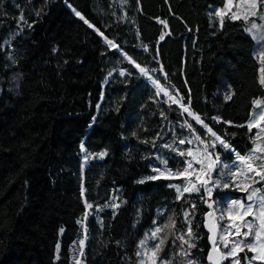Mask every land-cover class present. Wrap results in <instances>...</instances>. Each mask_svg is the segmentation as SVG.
Here are the masks:
<instances>
[{"label": "trees", "instance_id": "1", "mask_svg": "<svg viewBox=\"0 0 264 264\" xmlns=\"http://www.w3.org/2000/svg\"><path fill=\"white\" fill-rule=\"evenodd\" d=\"M223 2L0 0V264H69L82 217L79 264H151L150 254L136 253L157 226L168 239L156 264H207L203 189L178 200L169 187L176 178L148 177L159 176V158L183 167L173 150L188 146L180 139L212 138L170 97H182L229 142L234 152L215 149L223 162L254 144L257 129L246 125L259 110L254 101L264 99L262 65L242 19L225 14L221 26L215 12ZM95 152L106 155L81 157ZM235 188L213 189L216 224L218 204ZM111 189L115 210H97ZM185 211L196 245L183 246L189 257L174 238L187 231Z\"/></svg>", "mask_w": 264, "mask_h": 264}, {"label": "snow or ice", "instance_id": "2", "mask_svg": "<svg viewBox=\"0 0 264 264\" xmlns=\"http://www.w3.org/2000/svg\"><path fill=\"white\" fill-rule=\"evenodd\" d=\"M126 2V0H125ZM242 3L248 5L247 13L243 16L237 15L235 12L232 13V19H244L246 22H248L249 26L245 29L248 33L253 34V38L256 39L261 45H264V12H258V6L264 5V0H241ZM232 4L233 0H227L226 8L228 11L232 10ZM75 15L80 17V19L84 20L86 24H88L89 27H94L92 24H90L79 11H76ZM224 9L217 10L215 12V15L220 17V24L223 25V17L225 15ZM256 17V20L261 21L262 23H257L256 21H250L249 17ZM23 19V17H21ZM163 23V22H162ZM96 31H99V29H96ZM103 35V33H101ZM160 39H164L163 36L160 37ZM105 41L109 46L112 47H118L114 44L112 40L107 39L105 37ZM258 58L261 63L260 68V84L264 85V47L261 48ZM128 59L131 61V57H128ZM134 63V61H133ZM136 67L139 68V65H136ZM141 73L143 75H147V72L141 68ZM121 75H124L123 72L120 73ZM154 84L159 85V81H153ZM160 90H163L162 88ZM159 94V92H158ZM165 95H169L165 91ZM173 99L174 103H179L180 107L183 109L184 112H187L188 115L192 116L193 119L196 121V123L200 124L207 130L208 133H210L211 137L213 138L211 141H208L205 138H201L199 135H196L194 139L199 143V145H202V147H198L195 149V151L191 148L185 150L180 149H173L174 151H177L180 156H187L192 157L193 159L185 160L184 163L186 164V167L183 168L181 171H177L173 173V170L170 168H167V161H162V163L165 165L164 170L162 171L160 168H155L153 171L158 172L159 176H152L148 177V179H158L161 176H163L165 179L170 178L171 175L184 177L187 180V183L185 186L181 189L179 186L176 185H169V187H175L176 191L178 193L177 199L179 200L183 193H191L193 191L200 192L201 189H203L204 193L206 194L208 200H211L213 195V189L223 188V189H229L233 184L236 185V187L240 188V185L236 183L238 173H240V169L236 167L235 165L230 166L227 163H224L221 160V156L218 152L215 151L217 148V145L219 147L223 148L225 151L234 152V149H232L229 142L225 139H223L220 135H218L216 132H214L207 124L204 123L203 119L198 115L190 111L188 105H185L181 103V100L183 99L180 97L177 99L176 97H170ZM226 99H231V96L226 97ZM191 101L189 99L188 104H190ZM254 105L261 108V111L258 113L254 112L252 118L247 123V128L249 132L252 131L253 128L257 129V132L255 134V138L253 140L254 147L252 149V153H264V144H257L256 139L264 140V137L260 135L261 132H264V101L256 100L254 101ZM99 107V105H97ZM214 120L217 122H220L219 117H213ZM231 123V122H226ZM185 125L191 130L192 126L185 121ZM135 135V133H133ZM146 142V141H145ZM180 144L185 143H193L192 140H185L180 139ZM81 150L86 151L84 149L83 143L81 144ZM164 147L171 148V145H164ZM106 153H100V156H104ZM236 160L240 162L241 165H245L247 172L244 174V179L250 180L253 179V176L260 177V180L257 181V183L264 182V172L259 171L256 167L253 166L252 163H249V161L252 159V155H240V153H235ZM199 157V158H197ZM199 165V168H194L193 163ZM191 170V171H190ZM166 173L168 175H166ZM195 175V180L193 181V174ZM213 173L216 174V178H213ZM139 183H144L143 180L139 181ZM241 191H248L247 187L240 188ZM255 197V199H254ZM248 202H242L239 200H231L227 204V212L229 215V218L231 219V216L235 210V207L238 205L241 211L237 213L239 218L241 220H244L245 217H252V220L245 221V225L247 227L246 231L241 232L240 227H236L235 225H232V227H235V232H225V236L229 235H236L242 237V239H237L231 241V247L229 248V242L225 241L223 243V248L227 249V251L221 250V248L218 246L217 241L213 239L212 237H209L210 240H212L213 244V252H216L217 258L216 260H213V254L212 252L209 253L208 259L209 261H212L213 264H219V261L221 260H228L229 258H235L238 255L239 252H244L245 249L252 252L253 255L248 259V264H252L253 261H261L264 262V191L257 188L254 189L252 193L249 194L247 198ZM207 202V201H206ZM87 208H92L91 204H87L85 202ZM210 208L213 206L211 203L208 205ZM193 208H195V205H192ZM256 208L258 210V215L254 213L253 209ZM190 213L188 211L184 212V218L185 222L187 224V231L184 234L176 235L174 238L176 240H179L181 251L178 253L181 256L189 257L190 252L187 250H184L183 246L187 245L188 249L194 248L196 245L193 241L194 235L192 232L191 227V220L189 219ZM169 222L172 226V229L174 230L175 227V221L172 217H169ZM259 221V224L256 225L255 221ZM155 223V222H154ZM164 228L169 227L168 224H165L163 226ZM63 232V229L60 230ZM211 231V229H210ZM163 232V228L161 226H157L154 228V230L151 232V235L148 236L146 234V237L144 240H141L139 242L138 247L142 251H138L136 253L137 257H141L142 255L144 257H148L149 254L151 255V264H156V258L157 254L162 250L161 246L165 244L168 237L166 235H161ZM187 237V238H186ZM252 237L251 240L248 238ZM87 237H85L86 239ZM156 240L157 243L154 244L153 247L148 248L146 241L147 240ZM221 240L224 239V237L220 238ZM81 248H83L85 240H81L80 242ZM59 244H57V251H59ZM81 255H83V252H81ZM79 264V262H77ZM140 264H144V260L142 259L140 261ZM160 264H171V261L169 260H161ZM187 264H195V262L192 259L187 260ZM231 264H241L240 259L236 258L233 259Z\"/></svg>", "mask_w": 264, "mask_h": 264}, {"label": "rangeland", "instance_id": "3", "mask_svg": "<svg viewBox=\"0 0 264 264\" xmlns=\"http://www.w3.org/2000/svg\"><path fill=\"white\" fill-rule=\"evenodd\" d=\"M226 3H227V0H224L223 5L221 7H219V8H217L216 11L224 9L225 13L229 17H232V13L233 12H235L237 15H241V16H243V15H245L247 13L248 5L242 3L241 0H233L232 10L231 11H228V9L226 8ZM257 11L258 12H264V5H259ZM242 20L244 22V27L246 29L249 26V24L244 19H242ZM249 20L250 21H256L257 23H262L261 21L256 20V17H251L250 16ZM250 35H251V37L253 39V49H252L253 56L256 57L257 60L259 61L258 54H259L261 48L264 47V45H261L256 39H254L253 38V34H250ZM258 100L264 101L263 98H260ZM185 105H187V104H185ZM258 109L259 110L257 112L255 110L252 111L250 119L252 118L254 112L258 113L259 111H261L260 107ZM212 139L213 138H211V140ZM186 140H192V139L191 138H187ZM192 141H193V143H191V144L186 143V144H188V146L184 149L185 151L187 149H189V148H191V149H193L195 151V149H197L198 147H202V145H199V143L196 140H192ZM253 147H254V144L250 147V149L247 152H245L244 154H240V155H249V154H251L252 155V159L249 161V163H252L253 166L256 167L259 171L264 172V169H263V166H264V153H262L260 156H258L259 155L258 152L257 153H252ZM234 155H233V159L234 160L232 159L233 161H231V162L226 161L224 163H227L230 166L235 165L236 167H238L240 169V173H238L237 180H236V183L240 185V188L247 187V183L252 184V186H250L248 188V191H241L240 188H235L233 197H228V198L224 197L223 200L225 202L224 203L221 202V203L218 204V207H219V208L217 207V209H218L217 210L218 220H221V221L219 222V224L217 223V237H216V241H217L218 246L223 251H227V249L223 248V243L225 241L229 242V248H230L231 247V241L237 240V239H242V237L236 236V235L225 236L224 235L225 232L234 233L235 232V227H232V225H235L236 227H240L241 228V232L246 231L247 227L245 225V221L252 220L251 216L245 217L244 220H241L239 218L237 213L239 211H241V209L239 208L238 205L235 207V210H234V212H233V214L231 216V219H230L229 215H228V212H227V204H228V202L231 201V200H239V201L247 203L248 202L247 198H248L249 194L253 192L254 189L259 188L262 191H264V182L254 183L257 179H260V177L255 176V178L253 177V179H250V180L244 179V174L247 172L246 166L245 165H241L240 162L238 160H236V156H234ZM84 156L99 157L100 156V152L83 153L81 157L83 158ZM197 158H199V157H197ZM189 159H193V158L184 156L183 167L180 166V168L177 169L175 167L170 168L169 166H167V168L172 169L173 173H175L177 171H181V170H183L184 167H186V164L184 163V161L185 160H189ZM162 161H164V159L159 158L158 164L154 166V169L155 168H160L163 171L164 168H165V165L162 163ZM193 167L194 168H199V165L195 164V162H194L193 163ZM153 174L154 175H159V173L155 172V171L153 172ZM166 175H168V174L166 173ZM195 175H196V173L193 174V181L195 180ZM170 177L176 178V180H175L176 183H174V185L179 186L181 189L187 183V180L184 177L175 176V175H171ZM213 178L214 179L216 178V174L215 173H213ZM255 185H259V186L255 187ZM175 190H176V188H175ZM240 193L244 196V198H241ZM254 199H255V197H254ZM117 204H118V199H117V197L115 195L114 190L111 189L110 192H109L108 198L100 206H98L97 210H99L100 208H108L111 211H114L116 206H117ZM253 211L257 215L259 214L258 210L256 208H254ZM82 220H83V217L79 221V223H80V233H79V239H78L79 242L81 240H83V238H84V235H83L84 228H83V225H82ZM255 224L258 225L259 221L258 220L255 221ZM221 237H224V239L221 240L220 239ZM248 239L251 240L252 237H249ZM79 242H74L73 243V246L71 248L72 253H71L70 263L69 264H77V262H78L77 257L79 255V251L81 249V246H80ZM247 251H248L247 249H245L244 252H239L238 251L237 257L229 258L228 260H226L227 264H231L232 260L236 259V258L240 259L241 264H248V259L247 258H250L253 255V253L250 252V251H248L249 252L248 253ZM252 264H264V262L253 261Z\"/></svg>", "mask_w": 264, "mask_h": 264}, {"label": "water", "instance_id": "4", "mask_svg": "<svg viewBox=\"0 0 264 264\" xmlns=\"http://www.w3.org/2000/svg\"><path fill=\"white\" fill-rule=\"evenodd\" d=\"M260 179H257L254 183H257ZM207 201V202H206ZM209 203L212 204V199L208 200L206 194L204 193V198H203V206H204V212L202 214V226L206 232V241L208 244V248L205 252V261L207 264H213L212 261H209L208 255L210 252L213 254V260H216L217 258V253L213 252V244L212 240L209 239V237H212L213 239L216 240L217 237V224L216 221L214 220V212L212 207L210 208L208 205ZM211 229V231H210ZM219 264H221V261H219Z\"/></svg>", "mask_w": 264, "mask_h": 264}]
</instances>
